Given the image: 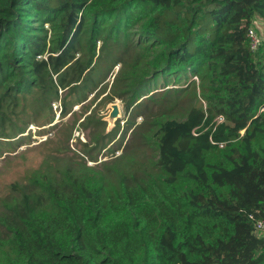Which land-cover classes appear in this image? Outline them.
Returning <instances> with one entry per match:
<instances>
[{
    "label": "trees",
    "instance_id": "16d2710c",
    "mask_svg": "<svg viewBox=\"0 0 264 264\" xmlns=\"http://www.w3.org/2000/svg\"><path fill=\"white\" fill-rule=\"evenodd\" d=\"M257 17L264 0H0L10 137L21 114L37 121L60 100L66 115L71 96L98 92L94 69L102 83L120 65L110 100L125 101L128 125L144 117L132 139L156 129L158 152L153 165L126 147L110 182L83 157L45 158L0 197V264H264V42L253 51L248 37ZM151 65L208 86L145 92Z\"/></svg>",
    "mask_w": 264,
    "mask_h": 264
},
{
    "label": "rangeland",
    "instance_id": "374dc122",
    "mask_svg": "<svg viewBox=\"0 0 264 264\" xmlns=\"http://www.w3.org/2000/svg\"><path fill=\"white\" fill-rule=\"evenodd\" d=\"M31 18L34 22L30 24L40 25L39 18L36 16ZM258 26L259 32L264 34V23L258 22ZM45 27L48 28L49 23L45 24ZM133 38L136 42L140 36L133 34ZM142 41L144 40L142 39ZM100 45L101 42L98 43V48ZM157 51H159V47L154 48V55ZM153 65L157 68L160 67L158 62H154ZM119 66L117 65L108 74L105 73L103 78L105 81L102 83H100V74L104 73L103 69H94L92 75L98 84V92L96 93L95 90L91 92V89L88 88L81 94L71 96L67 102L68 113L66 115L61 113L62 104L60 100H57L52 102V108L48 106L47 109L38 111L37 121L29 122L32 116L30 112L21 114V119L13 123L15 137H10L12 128L9 122H5L4 125L0 124V197L9 193L11 183L28 177L45 158L50 156L83 157L84 160L80 159V161H85L96 174L103 176L108 182H110V178L116 176L118 169L114 164L128 146L129 155L134 152V157L138 162L149 160L153 164L157 161V157L152 160L153 162L151 161V153L155 155L157 152L154 143L156 129L146 132L142 130L143 137L140 134L141 130L138 129L132 139L133 131L143 122L144 117L139 116L133 124L128 125L130 112L126 109L125 101L118 97L110 100V97L114 95V92L110 90L111 84ZM152 72L153 66L151 65L148 69L149 84L144 88L145 92L150 90L155 92L181 85L188 86L187 92L192 93L194 86L191 82L193 81L198 86V93L203 85L208 86L207 81H202L199 75V77H193L192 73L170 74L163 70L156 74ZM132 78L133 76L130 79ZM94 86L96 87V85ZM127 87L130 85L122 86L118 88V91H125ZM125 94L128 93L125 92ZM22 96L24 98L21 103L25 105L29 98L25 92ZM86 96L87 100L84 101ZM174 98L170 97L169 100H174ZM115 108L118 109V115L111 123L110 116ZM26 125L27 127H25ZM21 130L25 132L23 133ZM95 134L97 140L94 138ZM85 143L89 144V147H84ZM83 151L88 155H85ZM153 176L151 181H162V171L158 167L155 168ZM118 180L119 178L116 181Z\"/></svg>",
    "mask_w": 264,
    "mask_h": 264
},
{
    "label": "built area",
    "instance_id": "2783aa9c",
    "mask_svg": "<svg viewBox=\"0 0 264 264\" xmlns=\"http://www.w3.org/2000/svg\"><path fill=\"white\" fill-rule=\"evenodd\" d=\"M258 22L264 23V18L262 17L255 18L253 20V24L248 27V37L250 38V45L253 51L258 50L261 44L264 42V34L263 32H259ZM220 120H222V117H220ZM250 216L251 218H254V214H251ZM255 231L259 235L264 234V219L256 220Z\"/></svg>",
    "mask_w": 264,
    "mask_h": 264
},
{
    "label": "water",
    "instance_id": "95a60500",
    "mask_svg": "<svg viewBox=\"0 0 264 264\" xmlns=\"http://www.w3.org/2000/svg\"><path fill=\"white\" fill-rule=\"evenodd\" d=\"M117 115H118V109L115 108L114 111L112 112V116L116 117Z\"/></svg>",
    "mask_w": 264,
    "mask_h": 264
},
{
    "label": "bare ground",
    "instance_id": "6f19581e",
    "mask_svg": "<svg viewBox=\"0 0 264 264\" xmlns=\"http://www.w3.org/2000/svg\"><path fill=\"white\" fill-rule=\"evenodd\" d=\"M115 116H110V122L112 123L114 121Z\"/></svg>",
    "mask_w": 264,
    "mask_h": 264
}]
</instances>
